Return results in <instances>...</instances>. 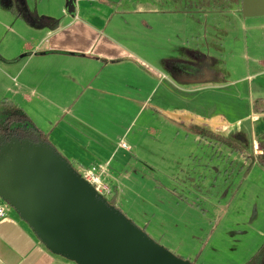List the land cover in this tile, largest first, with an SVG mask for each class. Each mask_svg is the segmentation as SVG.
<instances>
[{
    "label": "rangeland",
    "instance_id": "1",
    "mask_svg": "<svg viewBox=\"0 0 264 264\" xmlns=\"http://www.w3.org/2000/svg\"><path fill=\"white\" fill-rule=\"evenodd\" d=\"M110 1L116 6L122 1V8L115 6L121 18L115 15L114 6L111 8L105 0H79L77 17L96 28L104 26L103 19H112L108 33L118 20L122 25L126 22L129 27L132 25L131 29L120 32L121 45L139 54L149 50V65L159 68L157 51L164 52L175 45L172 41L176 43V37L181 33L179 30L185 32L186 22L175 30L169 16L159 21L154 16L136 14L135 6L126 0ZM144 1L155 0H129V3ZM3 2L9 4V0ZM158 2V7L163 5L168 9L197 5V0ZM67 3L68 0H26L28 10L25 17L29 22L22 24L15 23L8 11H1L8 23L13 22L16 34L0 28V37L7 36L8 46H13L16 41L18 50L26 47L27 42L32 45L37 40V43L43 34L35 29L51 28L52 22L57 21L66 25L74 20L75 17H66L63 13ZM215 15L220 16L214 12L207 16L204 11L190 14L194 16L193 26L189 25L182 42L183 46L186 43L195 49L194 57L199 63L167 62L171 81L180 77L189 78L193 83L215 80L224 64L237 79L257 70L254 60L259 61L262 57L259 47L264 46V38L259 40L261 35L253 32L251 27L262 26L264 29V17L244 18L242 13L237 17L227 14L215 22L210 19ZM148 22L153 29L144 37L147 32L141 26ZM127 35L134 40L129 36L131 40L128 41ZM134 35L139 38L138 42ZM144 39L149 42V48L144 46ZM180 44L179 47H183ZM24 55L26 52L20 57ZM24 61L18 63L17 68L22 72L18 82L31 85L28 78L34 68L24 65ZM156 83H153V89ZM203 84L195 87L182 85L184 90L170 91L169 81H165L157 91H145L140 98L142 102L128 103L129 108H125L120 99L118 106L110 111L114 120L109 119L106 110L95 112L98 118L94 124L100 123L102 126L98 125L97 129L108 132L107 143L105 140L104 143L114 154L105 178L113 192L107 200L114 198L115 207L128 219L155 242L186 261L194 264H248L264 245V169L254 163L260 150L258 148L255 155L253 149V133L259 136L264 124L261 120L253 129L248 81L231 87ZM129 96L139 98L131 93ZM9 97L12 98V94L7 100ZM144 100L146 104H142ZM42 107L46 111L33 108L30 114L33 123L48 133L52 125L47 113L59 117L62 113L47 104ZM110 122L112 125L108 127ZM192 125L209 131L216 129L225 137L244 130L251 137V146L246 150L248 158L216 142L202 140L192 131ZM122 140L130 151L121 149ZM54 141L53 146L83 175L85 169L75 164L69 155L73 142L65 143L60 136ZM9 209L16 214L10 206Z\"/></svg>",
    "mask_w": 264,
    "mask_h": 264
},
{
    "label": "crops",
    "instance_id": "2",
    "mask_svg": "<svg viewBox=\"0 0 264 264\" xmlns=\"http://www.w3.org/2000/svg\"><path fill=\"white\" fill-rule=\"evenodd\" d=\"M97 1L102 2L103 0ZM126 1H128L126 3L135 6L136 14H144L149 18L154 16L153 18H158L159 21H161L162 17L169 16L171 26L176 28L175 30L178 29V25L182 28V23L186 22V25H184L185 32L182 33V29L179 30L181 33L176 37V43L172 41L175 45H171L164 52L157 51L156 59L159 68L149 65V63L151 64L149 50L145 49L139 54L121 45L122 43L119 40L120 32L126 31L125 28L131 29L132 25L129 27L127 22L122 25L120 20H118V23L112 26L110 33H108V27L112 19L110 21L107 18L103 19L104 26L96 28L89 23L82 22L76 14L74 20L66 25L57 21L56 27L35 29L36 32L42 33L43 36L37 43V40L33 41L32 45L27 42L26 47L21 50H18L16 41L13 46H8L7 36L0 37V104L3 100H7L9 94H12L13 97H9L10 101H15L14 103L21 107L29 117L31 116V120L33 117L30 114V110H33V108L45 110L42 107L44 104L61 111L60 117L47 113V119L52 125L48 133L44 132L36 123L35 126L44 134H48V141L52 145H55L56 142L54 140L57 136H60L65 143L68 141L73 142L69 155L74 163L83 169H86L88 165H106L109 169L114 156L106 145L108 132L97 129L98 125L102 126L100 123L94 124L95 118H98L95 117L97 115L95 112L106 110L109 119L114 120V116L110 111L112 112V107L118 106L120 99L123 101L122 104L125 105V108H129L128 103L142 102L140 98L145 91L150 92L152 90L153 93L162 87L165 81H169L168 89L170 91H182L185 89L183 86H196L203 83V85L231 87L248 81L250 101L252 103L253 114L251 121L253 129L257 126L262 117L255 116L253 107L255 100H264V46L261 45L259 47V55L262 57L259 61L257 59L254 60L257 70L252 75H246L241 79L234 78V74L224 64L222 72L215 80L193 83L189 78L180 77L173 82L167 74L169 72L167 62L171 61L176 64L179 62L181 65L194 61L199 63L194 57L195 49L190 48L186 43L183 46L182 39L184 38L183 36L187 35L189 25L193 26L194 16H190V14L202 13L203 10L190 11L185 6L169 9L168 7L164 8L163 5L158 7L160 6L158 1L161 0H155L154 2L144 1V3H129V0ZM105 2L110 4L111 8L114 6V10L118 7L122 8V1L118 3V6L110 0H105ZM231 5L235 6L232 7ZM236 5V2L231 3L226 11L219 13L220 16H210V19L216 22L221 15L226 16L227 14L237 17L238 13H242V5L241 7ZM115 6L117 7L116 9ZM238 8L240 11L237 10ZM1 11L7 10L0 7V28L4 32L10 31L16 34L13 29V22L8 23V18ZM63 13L66 17L69 16L66 7ZM204 13L208 16L210 12L204 11ZM115 15L121 18L117 10ZM12 19H15L13 15ZM15 21V23H26L17 19ZM141 27L147 32L144 37L148 36L153 29L149 22L143 23ZM251 29L253 32L260 34L261 38L259 40L263 41V27L252 26ZM129 36L127 35L128 41L131 40L130 37L132 38V36ZM132 39L134 40V38ZM138 39L135 36L136 42H138ZM179 42L186 49L179 47ZM143 43L146 48H149L147 40L144 39ZM24 52L27 55L20 57ZM176 52L178 54H174ZM21 58L26 61H24V65H32L34 68L33 73L28 78V82L31 85L18 82L22 76V72L17 68L18 63L24 60ZM185 70L189 71L190 68H185ZM209 71H212V67H209ZM156 81L157 83L153 89L152 85ZM221 83L224 85H221ZM186 89L190 91V89ZM130 93L134 94V96L138 95L139 98L133 99L129 96ZM170 93L172 94V92ZM146 102L144 100L142 104H146ZM29 105L31 106L30 109ZM90 111L91 114H88ZM111 125L110 122L108 127H111ZM193 126L195 125L190 127ZM213 132L222 133L217 132L216 129ZM262 134V131L259 136L253 133L254 152L256 146L259 148ZM104 140L106 143H104ZM254 154L256 155V153ZM254 163L257 164L255 161ZM117 182L118 180H116ZM116 187L117 185L115 186V193L118 195L119 188ZM0 264L75 263L49 252L29 226L17 214L9 210L7 216L0 219Z\"/></svg>",
    "mask_w": 264,
    "mask_h": 264
},
{
    "label": "water",
    "instance_id": "3",
    "mask_svg": "<svg viewBox=\"0 0 264 264\" xmlns=\"http://www.w3.org/2000/svg\"><path fill=\"white\" fill-rule=\"evenodd\" d=\"M66 10L75 17L76 0ZM242 15L264 17V0H242ZM35 135L0 137V197L49 252L75 264H194L155 242Z\"/></svg>",
    "mask_w": 264,
    "mask_h": 264
},
{
    "label": "trees",
    "instance_id": "4",
    "mask_svg": "<svg viewBox=\"0 0 264 264\" xmlns=\"http://www.w3.org/2000/svg\"><path fill=\"white\" fill-rule=\"evenodd\" d=\"M197 0L196 7H188L190 11L193 10H203L205 12L221 13L226 11L231 3H237L241 7L242 0ZM26 0H10L9 4H5L3 0H0V7L5 8L9 13H11L15 19L22 20L24 22H29L25 14L26 10ZM228 5V6H227ZM227 6V7H226ZM52 27H56L57 23L52 22ZM253 112L256 117H262L264 124V100L258 99L254 101ZM192 131L196 133L202 140H210L216 142L220 146H226L232 151H236L242 154L244 158H248L246 155V150L251 146V137L245 133L244 130L240 129L235 133L231 134L229 137H225L221 134L209 131L198 126H193ZM36 133L41 134L42 139L46 142L48 137L40 131L29 115L16 103L10 100H3L0 104V137H3L4 141L7 142L12 137L27 138V139H37ZM50 143V142H49ZM259 154L257 156L258 165L264 169V130L262 138L259 142ZM254 161V159H253ZM109 203L115 206L114 198L109 201ZM248 264H264V245L260 252L248 263Z\"/></svg>",
    "mask_w": 264,
    "mask_h": 264
},
{
    "label": "built area",
    "instance_id": "5",
    "mask_svg": "<svg viewBox=\"0 0 264 264\" xmlns=\"http://www.w3.org/2000/svg\"><path fill=\"white\" fill-rule=\"evenodd\" d=\"M79 0H76L78 3ZM120 147L127 151H130V147L122 140L120 143ZM258 148L255 147V153L257 154ZM107 166L106 165H94L90 168L85 169V173L82 177L91 184L95 190L101 194L103 197L107 199V196L112 195V188L105 182V178L107 176ZM9 206L3 201L0 197V219H3L7 216L9 211Z\"/></svg>",
    "mask_w": 264,
    "mask_h": 264
},
{
    "label": "flooded vegetation",
    "instance_id": "6",
    "mask_svg": "<svg viewBox=\"0 0 264 264\" xmlns=\"http://www.w3.org/2000/svg\"><path fill=\"white\" fill-rule=\"evenodd\" d=\"M9 2H10V0H9ZM27 138H29V137H27ZM30 140L36 141L37 139H32V138H30Z\"/></svg>",
    "mask_w": 264,
    "mask_h": 264
}]
</instances>
